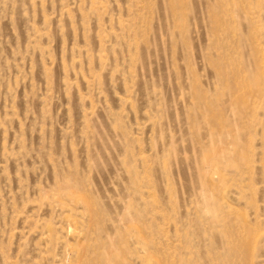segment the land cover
<instances>
[{
	"label": "rangeland",
	"instance_id": "obj_1",
	"mask_svg": "<svg viewBox=\"0 0 264 264\" xmlns=\"http://www.w3.org/2000/svg\"><path fill=\"white\" fill-rule=\"evenodd\" d=\"M264 0H0V264H264Z\"/></svg>",
	"mask_w": 264,
	"mask_h": 264
},
{
	"label": "bare ground",
	"instance_id": "obj_2",
	"mask_svg": "<svg viewBox=\"0 0 264 264\" xmlns=\"http://www.w3.org/2000/svg\"><path fill=\"white\" fill-rule=\"evenodd\" d=\"M264 66V65H263ZM264 75V74H263Z\"/></svg>",
	"mask_w": 264,
	"mask_h": 264
}]
</instances>
